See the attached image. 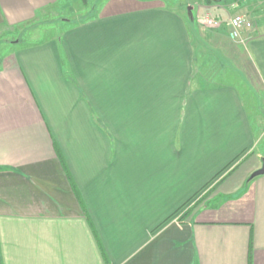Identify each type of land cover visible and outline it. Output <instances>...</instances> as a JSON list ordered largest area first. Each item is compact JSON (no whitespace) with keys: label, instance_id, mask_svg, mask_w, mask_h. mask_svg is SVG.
<instances>
[{"label":"crops","instance_id":"crops-1","mask_svg":"<svg viewBox=\"0 0 264 264\" xmlns=\"http://www.w3.org/2000/svg\"><path fill=\"white\" fill-rule=\"evenodd\" d=\"M219 1L195 17L257 18L238 61L264 88V0ZM58 2L0 0V32ZM181 9L103 0L2 55L0 264H264V154L227 73L199 74L208 29ZM228 29L208 31L234 51Z\"/></svg>","mask_w":264,"mask_h":264},{"label":"rangeland","instance_id":"rangeland-1","mask_svg":"<svg viewBox=\"0 0 264 264\" xmlns=\"http://www.w3.org/2000/svg\"><path fill=\"white\" fill-rule=\"evenodd\" d=\"M103 0H59L57 5L50 11L49 16L40 20L37 24H30L29 26H25L22 29H17L15 31H5L0 32V58L2 55L10 50L11 48H15L17 43L20 42H33L39 41L41 39L48 40L52 37H56L58 33L61 32L63 28H65L68 24L78 23L82 20L91 16L95 11H97L99 5ZM172 7L182 8L191 12V19L193 24V30L195 31L196 25L198 27H203L208 30H218L214 28L204 27L199 21L198 18L195 17V10L193 6H197L198 4H206L212 5V3L220 2L219 0H164ZM242 0H222L223 3H239ZM257 0H253L250 2L251 7H256L257 10ZM261 9V8H260ZM263 9V8H262ZM259 11V10H257ZM253 22V29L256 27V21L253 16L247 15ZM200 17V16H199ZM220 29V28H219ZM203 30V37L201 38L199 35H195L194 42L195 47L198 50V63L197 68L199 70V74H202L203 78L210 76L212 79H218L220 77H227L228 82L237 86L243 95L245 103L247 105V110L251 121L253 123V127L256 133L257 139V147L264 154V88L262 83H259L256 77L252 76V72L250 71V65L248 62H244V64L238 61L241 57L240 54L244 48H238L239 46L244 47L242 44L244 40L238 38L233 40L230 37V29H228V36L231 39V44L237 47L234 51L227 50L226 43L220 42L219 44L214 40L210 39L211 32ZM251 32V30L245 32ZM244 32V33H245ZM242 33V35L244 34ZM212 36V35H211ZM230 43V42H228ZM238 43V44H237ZM240 49V50H238ZM242 55V54H241ZM246 55V52H245ZM230 58V60L236 62L234 64V69H237L241 75L234 74L232 70L227 68V72L224 64V57ZM222 57V59L220 58ZM244 61V60H243ZM231 62V61H230Z\"/></svg>","mask_w":264,"mask_h":264},{"label":"built area","instance_id":"built-area-1","mask_svg":"<svg viewBox=\"0 0 264 264\" xmlns=\"http://www.w3.org/2000/svg\"><path fill=\"white\" fill-rule=\"evenodd\" d=\"M198 21L207 28L219 29L226 25L230 29V37L233 40L241 38L242 33L253 29L252 20L245 14H237L230 17L227 21L216 19L209 14H203L198 17Z\"/></svg>","mask_w":264,"mask_h":264},{"label":"water","instance_id":"water-1","mask_svg":"<svg viewBox=\"0 0 264 264\" xmlns=\"http://www.w3.org/2000/svg\"><path fill=\"white\" fill-rule=\"evenodd\" d=\"M262 175H264V158L262 160V167L251 175V179Z\"/></svg>","mask_w":264,"mask_h":264}]
</instances>
